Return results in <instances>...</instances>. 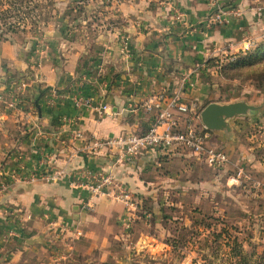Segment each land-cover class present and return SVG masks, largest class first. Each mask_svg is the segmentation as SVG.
Instances as JSON below:
<instances>
[{"label": "crops", "instance_id": "crops-1", "mask_svg": "<svg viewBox=\"0 0 264 264\" xmlns=\"http://www.w3.org/2000/svg\"><path fill=\"white\" fill-rule=\"evenodd\" d=\"M61 1L66 8L72 0ZM113 1L114 23L105 33L72 39L64 20L46 26L42 45L32 35L0 38V264H148L141 255L153 260L172 248L166 242L173 236L165 227L168 217L155 215L156 207L189 208L188 199L156 201L157 191L171 187L174 196L188 198L195 187L233 183L227 168H213L188 151H145L115 163L108 152L90 153L84 144L93 136L144 133L151 114L143 102L159 91H180L182 75L206 64L216 49L249 43L239 37L258 33L264 0H223L242 11L227 25L206 21V0ZM19 78L26 84L22 92ZM193 93L202 94L183 86L180 97L189 101ZM75 96L92 101L77 107ZM16 99L22 105H14ZM98 103L107 105L106 113H97ZM213 136L218 144L226 141ZM251 160V166L258 162ZM58 169L64 175L52 181L14 177ZM101 169L147 200L153 213L123 230L119 221L130 210L105 196L91 197L78 184L81 172ZM252 171L255 179L264 178V169ZM61 223L82 235L68 238Z\"/></svg>", "mask_w": 264, "mask_h": 264}, {"label": "rangeland", "instance_id": "rangeland-1", "mask_svg": "<svg viewBox=\"0 0 264 264\" xmlns=\"http://www.w3.org/2000/svg\"><path fill=\"white\" fill-rule=\"evenodd\" d=\"M11 3L0 0V38H9L12 35L23 38L32 35L42 45V35L49 24L54 26L65 20L71 30V38L79 39L94 36L98 32L105 33L114 23L113 16L109 17L112 12L109 8L112 4L110 0H72L66 8L61 5V0H25ZM249 34L251 38L246 35L239 37L241 40L246 38L249 43L233 48H225L228 45L226 44L222 50L216 49L206 64L198 66V69L192 67L186 73L190 75L192 82V86L188 87L197 88L202 94H191L188 100L192 102L181 98L188 106L189 117L193 118L192 122L195 124L200 122L199 112L209 102L244 101L257 107L255 111L232 120L235 134L233 142L223 141L218 144V139L211 137V142L218 144L228 154L229 161L223 168L231 171L230 175L241 168L245 176L242 177L243 182L232 183L230 187H199V191L195 187V191L189 193L188 198L174 196L171 187H164L168 190H162L161 193L157 191L156 201L161 202L167 197L168 200H178L179 203L188 199L189 208L177 210L169 206L156 207L155 215L161 214L160 217L164 219L168 217L165 227L172 230L173 236L167 238L166 242L172 248L167 256L159 255L153 260L141 255L143 262L240 264L243 255L248 264H256L261 255L264 248V188L254 186L253 180L264 181V178L255 179L252 177V170L256 167L264 169V18L258 33ZM259 44L263 48L257 50ZM184 75L181 77L180 91H177L180 94ZM21 81H24L23 78H19L16 84L19 92L23 89L18 85ZM22 102L21 99H16V104L22 105ZM177 151L187 153L185 149ZM252 157L258 161L254 166H251ZM16 175L14 177L17 181L24 182L22 177ZM118 182L123 184L119 180ZM165 192L167 193L163 194ZM134 197L139 202V211H134L131 227L145 212L153 213L147 207V200L143 206L141 199ZM186 218L188 222H185ZM119 224L125 230L122 219ZM157 230L161 228L158 227Z\"/></svg>", "mask_w": 264, "mask_h": 264}, {"label": "built area", "instance_id": "built-area-1", "mask_svg": "<svg viewBox=\"0 0 264 264\" xmlns=\"http://www.w3.org/2000/svg\"><path fill=\"white\" fill-rule=\"evenodd\" d=\"M113 3V0H110ZM208 5V15L206 21L211 24L227 25L242 16V11L227 5L223 0H206ZM183 86H192L190 75L183 76ZM18 85L25 87V82L21 81ZM92 99L84 97H74L75 106H88ZM12 103H10L11 105ZM16 104V100L13 103ZM97 113H106L107 105L98 103ZM141 107L151 114V121L144 133L121 132L107 137H91L86 139L84 148L90 153L106 151L111 154L115 163H123L130 160L135 155L152 150L176 151L185 149L196 159L214 168H223L229 161L226 151L211 142L213 134L207 130L200 122L193 123V118L189 117L188 106L182 101L179 92L168 94L164 91L153 93L143 102ZM81 137V133H76ZM64 175L63 169L53 172L44 170L43 173L29 172L22 175L24 181L56 180ZM244 173L241 168L231 175L232 182L239 184L243 182ZM78 184L86 188L91 197L105 196L115 202L121 203L126 210H130L128 217L122 219V226L129 230L131 222L135 216L134 211L138 210L139 202L125 185L116 180L111 171L103 169L91 173L84 171L80 173ZM255 183V182H254ZM257 187L264 188V182L255 184ZM91 208L90 205H87ZM139 211V210H138ZM59 229L62 233L68 234L70 239L82 235L81 229L67 223H61Z\"/></svg>", "mask_w": 264, "mask_h": 264}, {"label": "water", "instance_id": "water-1", "mask_svg": "<svg viewBox=\"0 0 264 264\" xmlns=\"http://www.w3.org/2000/svg\"><path fill=\"white\" fill-rule=\"evenodd\" d=\"M256 109L257 107L244 101L209 102L199 112V120L214 135H222L226 141L233 142L235 134L232 120Z\"/></svg>", "mask_w": 264, "mask_h": 264}, {"label": "trees", "instance_id": "trees-1", "mask_svg": "<svg viewBox=\"0 0 264 264\" xmlns=\"http://www.w3.org/2000/svg\"><path fill=\"white\" fill-rule=\"evenodd\" d=\"M8 2H13V3H16V2H23L25 0H7ZM12 4V3H11ZM263 48V45L262 44H259L258 47H257V50ZM238 65H240L241 63H237ZM141 203H143V206H145V201L143 202V200H141ZM240 264H248V261H247V258L243 255H241V258H240ZM256 264H264V248L261 252V255L259 256Z\"/></svg>", "mask_w": 264, "mask_h": 264}]
</instances>
